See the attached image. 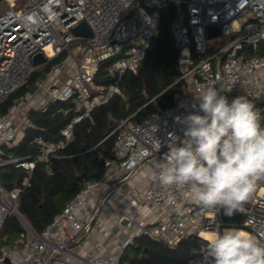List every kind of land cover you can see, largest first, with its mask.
<instances>
[{"label":"built area","instance_id":"1","mask_svg":"<svg viewBox=\"0 0 264 264\" xmlns=\"http://www.w3.org/2000/svg\"><path fill=\"white\" fill-rule=\"evenodd\" d=\"M0 13V106L27 85L44 65L50 68L0 116V169L15 164L28 175L22 185L7 188L0 176V238L7 216L21 224L19 235L0 246V264H121L126 246L139 235L174 247L183 239L227 228L264 237V181L238 210L240 221H223L221 207L197 204L187 187L159 183L157 167L170 137L183 136L178 118L187 115L199 85H222L229 100L243 95L264 116V0H8ZM177 6L171 30L178 49L179 88L170 103L156 97L154 110L141 121H118L113 154L105 157L100 180L87 181L51 223L37 231L18 210L19 195L38 162L51 159L75 140V126L92 111L122 94L121 79L137 72L155 36L162 9ZM85 22L90 35L74 28ZM216 26L218 34L209 36ZM233 36L222 44L220 37ZM210 49L211 55L203 57ZM43 52L45 59L33 61ZM63 56V57H62ZM62 57L58 62H53ZM110 82L98 83L99 73ZM72 99L75 116L56 140L36 135L35 159L15 157L8 149L20 143L31 122V109ZM144 105V106H145ZM141 173L144 187L131 184ZM128 186V187H127ZM127 187V188H126ZM126 217L130 224L121 222ZM4 241L7 236L2 237ZM119 249H111L114 239Z\"/></svg>","mask_w":264,"mask_h":264},{"label":"trees","instance_id":"2","mask_svg":"<svg viewBox=\"0 0 264 264\" xmlns=\"http://www.w3.org/2000/svg\"><path fill=\"white\" fill-rule=\"evenodd\" d=\"M177 6L173 3L162 9L160 31L151 42L147 55L137 72H128L121 79L122 94L114 95L107 103L97 106L91 117L85 118L75 126V140L51 159L47 168L45 162H38L32 172L29 184L24 186L18 199V210L30 224L42 231L62 210L65 203L74 197L87 181L100 180L106 171L105 157L113 154L117 132H113L118 121L132 116L141 121L155 108L145 103L156 97L160 104L170 103L172 93L179 88L174 82L180 75L177 65L178 49L175 46L171 23ZM99 73L98 83L110 82ZM39 73L30 82L12 93L0 106V116L8 113L15 102L32 88ZM145 105V106H144ZM75 102L57 101L51 103L46 111L31 109V124L24 129L20 143L8 149L15 157L35 159L39 147L33 142L36 135L56 140L61 137L64 127L75 116ZM28 175L23 168L9 164L0 169V176L7 188L22 185ZM21 224L14 215L7 216L1 228L0 243L16 238ZM7 236V240H3ZM206 239L192 235L171 247L148 235H139L134 242L125 247L121 264H197L200 257L194 254Z\"/></svg>","mask_w":264,"mask_h":264},{"label":"clouds","instance_id":"3","mask_svg":"<svg viewBox=\"0 0 264 264\" xmlns=\"http://www.w3.org/2000/svg\"><path fill=\"white\" fill-rule=\"evenodd\" d=\"M222 85H199L192 110L178 118L183 136H171L157 167L165 187H187L205 208L231 217L264 181V120L247 97L229 100ZM197 264H264V237L238 228L209 236Z\"/></svg>","mask_w":264,"mask_h":264},{"label":"water","instance_id":"4","mask_svg":"<svg viewBox=\"0 0 264 264\" xmlns=\"http://www.w3.org/2000/svg\"><path fill=\"white\" fill-rule=\"evenodd\" d=\"M1 1V0H0ZM74 30L77 32V33H81V34H87V35H90V29L88 27V25L85 23V22H81L80 24H78ZM219 30L216 26H213V27H210L209 28V36H213V35H216L218 34ZM45 59V56L43 54V52L39 51L37 52L36 54L33 55V61L35 63H39L41 61H43ZM220 214H221V219L223 221H240L241 218H242V212L240 210H236L235 213L229 217L227 215H225V210L221 207V210H220ZM121 222L123 224H125L126 226H129L130 222L129 220L124 217L122 218Z\"/></svg>","mask_w":264,"mask_h":264},{"label":"rangeland","instance_id":"5","mask_svg":"<svg viewBox=\"0 0 264 264\" xmlns=\"http://www.w3.org/2000/svg\"><path fill=\"white\" fill-rule=\"evenodd\" d=\"M9 8V2L8 0H1L0 1V13L6 11ZM233 36H229V37H220V40L222 41V44L226 43L228 40L232 39ZM216 49H210L208 51V53L204 54L203 57H206L208 55H211ZM63 57V56H62ZM62 57L56 59L53 62H58ZM50 68V65H44L41 66L40 68H38V70L35 73H39L37 79L39 78V76L41 74H43V72H46L48 69ZM36 80V79H35ZM30 90H34V85H32V88ZM262 125H264V120L261 121ZM8 154L11 156V154L8 152ZM3 169V168H2ZM119 241L118 239H114V241L111 243L110 248L111 249H119ZM2 245V243H0V246Z\"/></svg>","mask_w":264,"mask_h":264},{"label":"crops","instance_id":"6","mask_svg":"<svg viewBox=\"0 0 264 264\" xmlns=\"http://www.w3.org/2000/svg\"><path fill=\"white\" fill-rule=\"evenodd\" d=\"M131 184H136L139 187H144L146 184V179H144L143 175L139 172L136 173L132 178H131ZM128 187V186H127ZM126 187V188H127ZM115 250V249H114Z\"/></svg>","mask_w":264,"mask_h":264},{"label":"bare ground","instance_id":"7","mask_svg":"<svg viewBox=\"0 0 264 264\" xmlns=\"http://www.w3.org/2000/svg\"><path fill=\"white\" fill-rule=\"evenodd\" d=\"M212 235H214V234H211V233H205V236H206V237H209V236H212Z\"/></svg>","mask_w":264,"mask_h":264}]
</instances>
